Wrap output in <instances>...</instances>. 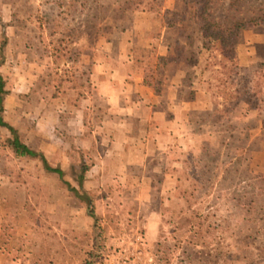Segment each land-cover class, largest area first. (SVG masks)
<instances>
[{"label": "rangeland", "instance_id": "obj_1", "mask_svg": "<svg viewBox=\"0 0 264 264\" xmlns=\"http://www.w3.org/2000/svg\"><path fill=\"white\" fill-rule=\"evenodd\" d=\"M261 8L0 0L3 118L90 199L15 155L0 127V248L42 240L71 264H264V66L252 61L264 22L239 31L232 63L201 24ZM224 77L259 108L224 100Z\"/></svg>", "mask_w": 264, "mask_h": 264}, {"label": "trees", "instance_id": "obj_2", "mask_svg": "<svg viewBox=\"0 0 264 264\" xmlns=\"http://www.w3.org/2000/svg\"><path fill=\"white\" fill-rule=\"evenodd\" d=\"M258 14L255 17H251V18H242L239 20L234 21L230 26L228 27H221L220 25L216 24V23H212L208 20H206L205 18L201 19V24L203 27V36L204 37H209L212 40H217L219 41L221 47V53L224 59L228 60L229 62H233L234 61V57L235 56H227V54L230 52L229 50L235 46L238 42H239V38H238V34L239 31L247 26H249L250 24H255L257 22H264V8H261L258 10ZM200 16L202 17V15L200 14ZM3 49V43L0 45V57H1V52ZM2 58V57H1ZM258 67H262L264 66V63H257ZM222 69L226 68V63L222 62ZM237 64L234 65V69L235 71L233 72V74L238 75L239 72L237 70ZM222 71V70H221ZM221 71L220 74L221 75H225L224 72L222 73ZM228 76V75H227ZM143 82L145 84L149 83L146 81L145 77ZM220 95L223 96L224 100L226 101H230L231 103L234 105L236 103H238L239 101H244L248 104H250V106L255 107V108H259V106L257 105V103H255V100L250 101V99H248L247 97H245L248 93H252L249 92V89L247 88L246 85L241 86H236L234 87L231 80L228 77H224V79H220ZM230 88V89H229ZM225 90H228L229 93H226ZM7 94V91L4 89V81L2 79V76L0 75V127L5 128L6 130H8V132L11 135V138L9 139L8 143L9 146L11 147V149L13 150L14 154L17 156H27L29 158H35V159H39L44 167V169L47 172H53L56 173L59 177V179L67 185V187L72 190L75 195L82 201H90V199L84 194L83 191H80L79 189L73 188L71 186H69L66 181H64L63 179V172L60 168L58 167H52L49 165V163L47 162L45 156L43 155L42 152L40 151H36L31 149L29 146H27L20 138L18 131L11 126L6 120H4L3 118V111H4V107H3V100H4V96ZM253 94V93H252ZM227 104H224L223 107L226 108ZM215 110L219 111L222 110L223 108H217L215 107Z\"/></svg>", "mask_w": 264, "mask_h": 264}, {"label": "crops", "instance_id": "obj_3", "mask_svg": "<svg viewBox=\"0 0 264 264\" xmlns=\"http://www.w3.org/2000/svg\"><path fill=\"white\" fill-rule=\"evenodd\" d=\"M251 57L252 59L254 58L253 55ZM252 61L264 63L263 58ZM23 235L22 233V236ZM17 236L21 235L18 233ZM46 246L48 245H44V242L40 240L31 247L21 242L15 244L14 249H11V246L0 248V264H71L69 257L65 258L56 251L47 252L45 249ZM63 253L64 252H62V254Z\"/></svg>", "mask_w": 264, "mask_h": 264}]
</instances>
